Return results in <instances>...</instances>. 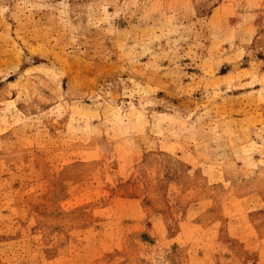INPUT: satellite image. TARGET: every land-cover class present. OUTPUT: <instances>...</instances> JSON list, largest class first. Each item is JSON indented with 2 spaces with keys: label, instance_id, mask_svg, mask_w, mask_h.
Instances as JSON below:
<instances>
[{
  "label": "rangeland",
  "instance_id": "1",
  "mask_svg": "<svg viewBox=\"0 0 264 264\" xmlns=\"http://www.w3.org/2000/svg\"><path fill=\"white\" fill-rule=\"evenodd\" d=\"M0 264H264V0H0Z\"/></svg>",
  "mask_w": 264,
  "mask_h": 264
}]
</instances>
